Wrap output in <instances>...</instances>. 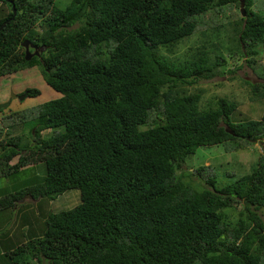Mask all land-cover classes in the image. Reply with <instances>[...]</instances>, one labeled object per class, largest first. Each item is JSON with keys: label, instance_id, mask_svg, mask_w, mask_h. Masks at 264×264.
Returning <instances> with one entry per match:
<instances>
[{"label": "trees", "instance_id": "16d2710c", "mask_svg": "<svg viewBox=\"0 0 264 264\" xmlns=\"http://www.w3.org/2000/svg\"><path fill=\"white\" fill-rule=\"evenodd\" d=\"M0 2L8 9L0 81L36 67L45 89L18 93L39 100L24 135L19 122H4L19 113L0 109V177L44 168L23 189L0 192V214L25 197L54 201L76 191L79 200L47 213L39 234L0 243V264H264V148L249 173L222 187L211 166H185L198 148L264 144V111L250 119L242 98L217 96L216 87L217 98L201 105L203 90H191L221 74L226 58L256 64L264 15L253 9L263 10L264 0ZM225 7L229 17L236 11L232 24H214L208 34L223 30L222 45L192 47L181 61L159 52L171 53ZM24 41L37 48L28 61Z\"/></svg>", "mask_w": 264, "mask_h": 264}, {"label": "rangeland", "instance_id": "374dc122", "mask_svg": "<svg viewBox=\"0 0 264 264\" xmlns=\"http://www.w3.org/2000/svg\"><path fill=\"white\" fill-rule=\"evenodd\" d=\"M255 1L259 2L261 0ZM54 2L59 7H64V5L69 2V0H54ZM262 8V3H257L256 9H253V11L257 12L256 10H258V12L263 16L264 9L262 10ZM227 9L228 8L226 7L223 8L225 13L221 11V13H219L214 18V22L209 20V14L205 15L203 17V20L200 18V20L204 21V24H206V28L203 30L207 31L202 33L201 31L203 30H199V33H194L189 38L183 40L180 44L173 48V51L171 53H165L162 50H160L159 52L165 57H169L171 60L181 61L189 54V50H193L192 47H198L200 45L206 47L210 45V42L217 43L218 41H220L219 43L222 45V41L224 40L223 30L219 29V31L211 32L210 37L208 36V34L210 31L209 29H211V26H213L214 24L222 27L225 25V23H228V21L232 24L231 20L236 17V11L234 12V9H232V12H234L233 17H229L227 14L228 12H226ZM7 10V7L0 2V19H4L3 17L6 15ZM207 26L210 28H208ZM223 47H225V45H223ZM263 47L264 42L261 46L255 48V51L258 53V55L254 58L256 64H252V66H250L240 59L233 61L230 58H226L225 66L217 69L219 73L221 72V74H217L216 76L207 80L200 79L199 81H197V83L191 88V90H203L200 104L203 105L207 101H209L210 98L216 96L212 94L215 92L213 90L214 87H216L217 96H220V94L222 93L227 95L231 99L236 98L234 99L236 101H239L242 98L245 103L241 106V109L248 113V118L258 119L261 113L264 111V84H260L259 87H255L254 84L264 82V68H262L264 67ZM220 52L222 56L225 57V54L222 52V50ZM230 71H232V73H230ZM36 74H39V71L36 67L22 69L21 71L16 72V75L11 80H3L4 82L2 81L3 83L0 87V104L4 103L10 98L7 108L1 109V115H8L9 113L16 112L19 113V115L12 116L10 119H4V122L7 127L11 122H19V125H21L19 131H21L22 135H24L30 129L32 124L35 123L36 106L39 104V100L37 97H28L22 100H18V97L21 96L18 95V93H20L24 88L30 87L38 89L40 93L45 90L42 85L43 82L36 80ZM226 78L230 80L228 82H224L221 87H218L219 85H215L219 82H223V80ZM11 95H15L16 97L12 98ZM250 95H254V100L249 97ZM217 96L214 99H216ZM261 96L263 97L260 99L259 97ZM248 97L251 100H246ZM237 118L240 119V116L238 115ZM17 132L18 129L17 131L12 130L11 133L6 135L5 137H13L17 134ZM47 134V131H43L41 133V136H45ZM262 145L253 144L242 150L231 151L225 150L224 147L220 145L217 147L212 146L206 148H198L195 154L185 162L186 171L191 172V170H193V168L197 167L198 165H209L217 173L219 181L217 183H219V187H222L220 185L225 184L228 179H235L250 172L253 164L258 160L260 154L262 153V147L264 148V144ZM15 161L16 157L12 159V162ZM225 173H232L234 177L229 176V178L228 176L223 175ZM43 175L44 168H42V165L36 164L35 166L25 167L19 170L17 173L5 177H0V192L2 196H4L7 193H11L12 190L18 191L20 189H23L28 182L35 181V178L39 179ZM190 183L198 190L195 182L190 181ZM68 192L69 195L66 196H68V200H71L67 203V206L64 205L65 208L75 206L79 201L78 193L76 191ZM32 203L35 202L30 200L28 197L23 198L20 203H17L16 209L11 211V220L9 221V223H3L0 226V229L2 230L1 233L7 234V231L11 229L13 231L17 229L20 234H24L26 236L29 235L31 232H29L28 234L26 232L28 231L27 229L20 231V228L17 227L19 216H16V210L21 209V205L27 207L28 204L32 205ZM54 203L55 201H52V204ZM26 207L22 211L23 213L27 211L32 215L35 212L34 210L32 211V207ZM229 214H231V216L234 215V213H232L231 211H229ZM43 215L44 214H41V217H43ZM2 219L3 213H1L0 215V220ZM15 219H17V222H15ZM15 236L18 237V235L16 234Z\"/></svg>", "mask_w": 264, "mask_h": 264}, {"label": "crops", "instance_id": "0c3cea01", "mask_svg": "<svg viewBox=\"0 0 264 264\" xmlns=\"http://www.w3.org/2000/svg\"><path fill=\"white\" fill-rule=\"evenodd\" d=\"M11 79H8V80H11ZM2 81L0 82V87L5 80L3 82ZM68 193L69 192H66V193L62 194L61 196H59L56 200H54L55 201L54 204H52V201H47L44 199H37L35 201L32 200L35 203H32V205L28 204L27 207H32V211L34 210L35 212L31 215L27 211H25L24 213H27L26 217H25L26 220L23 222L20 219L21 216H19L17 227L20 228V231L27 229L28 232H32L34 234H39L37 227L40 226V223H41L42 219L46 216V214L49 212H56L57 210L64 207V205L67 206V203L71 200V199L68 200V196H66V195H69ZM44 207H46V208H44ZM43 209H45V210H43ZM17 210L20 211L19 209H17ZM43 211H44V213H43ZM22 213L23 212L21 211V214ZM41 214H44L43 217H41ZM36 218H38V219L36 220ZM10 220H11V214L8 211L3 213V219L0 220V226L3 223H6V224L9 223ZM15 222H17V219H15ZM1 232H2V230L0 229V243L1 244L10 245L9 243H11L14 245H18L24 241L22 234H20L17 231V229H15L13 231L11 229V230L7 231V234L6 233L1 234ZM15 234L18 235V237H16Z\"/></svg>", "mask_w": 264, "mask_h": 264}, {"label": "water", "instance_id": "95a60500", "mask_svg": "<svg viewBox=\"0 0 264 264\" xmlns=\"http://www.w3.org/2000/svg\"><path fill=\"white\" fill-rule=\"evenodd\" d=\"M240 4L242 5V0H240ZM11 10H12V15H14L15 12H14L13 7H11ZM240 11H241V13H242V10H240ZM242 14H243V13H242ZM5 23H6V22H3V23L0 25V30L2 29V27L4 26ZM21 47L24 49V60H25V61H28L32 56H37V50H36L37 48H36V47H32L31 45H29L27 41H24V42L21 44ZM29 47L32 48L33 53H30V52L28 51V48H29ZM38 49L40 50V48H38ZM11 97L13 98V97H15V96H14V95H11ZM23 97H24V94L21 95V96H19V97H18V100H22ZM7 103H8V102H7ZM7 103H2V104H0V109L5 108L6 105H7Z\"/></svg>", "mask_w": 264, "mask_h": 264}, {"label": "flooded vegetation", "instance_id": "af4514ba", "mask_svg": "<svg viewBox=\"0 0 264 264\" xmlns=\"http://www.w3.org/2000/svg\"><path fill=\"white\" fill-rule=\"evenodd\" d=\"M29 52H33V51L29 49ZM9 101H10V98L8 100H6L4 103H7V102L9 103Z\"/></svg>", "mask_w": 264, "mask_h": 264}, {"label": "clouds", "instance_id": "9594fccd", "mask_svg": "<svg viewBox=\"0 0 264 264\" xmlns=\"http://www.w3.org/2000/svg\"><path fill=\"white\" fill-rule=\"evenodd\" d=\"M7 13H8V10H7ZM7 13H6V14H7ZM11 13H12V10H11ZM14 96H15V95H14ZM15 97H16V96H15ZM13 98H14V97H13Z\"/></svg>", "mask_w": 264, "mask_h": 264}]
</instances>
